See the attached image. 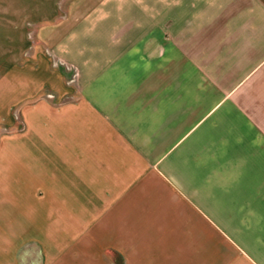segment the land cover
Returning a JSON list of instances; mask_svg holds the SVG:
<instances>
[{"label":"crops","instance_id":"obj_1","mask_svg":"<svg viewBox=\"0 0 264 264\" xmlns=\"http://www.w3.org/2000/svg\"><path fill=\"white\" fill-rule=\"evenodd\" d=\"M147 2L76 43L73 95L21 108L5 61L37 14L0 0V123H25L0 146V264H264V0Z\"/></svg>","mask_w":264,"mask_h":264},{"label":"rangeland","instance_id":"obj_2","mask_svg":"<svg viewBox=\"0 0 264 264\" xmlns=\"http://www.w3.org/2000/svg\"><path fill=\"white\" fill-rule=\"evenodd\" d=\"M18 1L21 5L35 6L37 14V18L27 20L21 30L20 60L8 59L5 61L6 68L12 63L21 68L22 94L26 95L22 98V101H25L20 105L21 108L27 103L46 100L61 101L73 95L72 92L67 95L64 91H66L65 86L68 85V82L70 86L73 85L70 80L75 78L76 56L78 52L84 51L82 45L76 43H86L88 45H85L86 52L92 50L91 44L93 45L95 38L97 41L99 39L106 41L107 44L117 43L123 38L124 29H131L134 25H138L142 18L145 21L149 20L150 17L155 16L154 12L156 11L155 5H150L147 0ZM75 9L82 10L78 13V18L72 23V26L63 32L59 27L61 21L69 19V16L74 13L72 10ZM128 12L127 21L126 19L122 20V16H126ZM132 12L137 15H132ZM120 16L122 21L117 22ZM55 37L62 40L64 44L53 43L52 39ZM98 43L94 44L98 45ZM31 73L35 74L36 92L32 94L31 91V95L27 96L29 94L27 92L29 74ZM9 77L6 75V98L12 88L11 81H8ZM21 108L10 109L9 118L13 119V123H8L7 120L0 123V146L11 139L15 132L24 131L25 123L21 115ZM1 190L2 188H0Z\"/></svg>","mask_w":264,"mask_h":264}]
</instances>
